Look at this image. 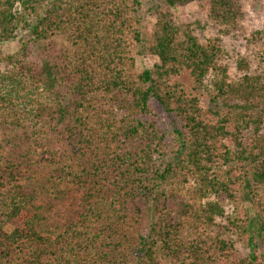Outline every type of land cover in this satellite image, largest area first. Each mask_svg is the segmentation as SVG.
I'll return each mask as SVG.
<instances>
[{"label":"trees","instance_id":"trees-1","mask_svg":"<svg viewBox=\"0 0 264 264\" xmlns=\"http://www.w3.org/2000/svg\"><path fill=\"white\" fill-rule=\"evenodd\" d=\"M204 1L226 33L243 17L241 0H0V43H19L0 46V130L30 117L12 140L52 165L34 186L0 158V264H264V29L231 75L221 37L175 19Z\"/></svg>","mask_w":264,"mask_h":264},{"label":"rangeland","instance_id":"rangeland-1","mask_svg":"<svg viewBox=\"0 0 264 264\" xmlns=\"http://www.w3.org/2000/svg\"><path fill=\"white\" fill-rule=\"evenodd\" d=\"M241 3L243 17L240 19L237 27L227 33L223 26L214 24L208 18V2H192L185 6H178L174 10L176 21L190 24L196 29V34L201 41L205 42L208 39L221 37L226 51L223 61L227 63L229 73L234 76L238 70L237 60L240 55L248 56L252 61V67L256 65V58L260 53V48L259 44L254 40L257 37V31L264 29V0H241ZM155 21V16H149L146 21L145 31L148 36L152 32ZM0 46L5 53H12L18 49L19 43L17 40L6 41L0 43ZM157 62H159V59L153 54L138 56L136 59L137 67L140 70L152 67ZM26 119L27 125L24 128L0 130V158L27 159L26 181L29 185L37 186L50 180L52 165L43 160L42 154L40 156L39 152H35L34 154L26 153L29 150L27 147L28 142L22 141L17 137L12 140L11 129L14 132L22 133L23 130L30 128L31 118L27 116ZM63 208L64 205L57 207L58 211Z\"/></svg>","mask_w":264,"mask_h":264}]
</instances>
